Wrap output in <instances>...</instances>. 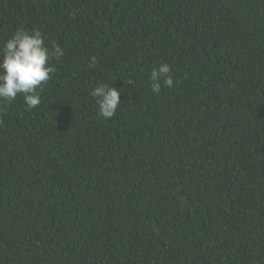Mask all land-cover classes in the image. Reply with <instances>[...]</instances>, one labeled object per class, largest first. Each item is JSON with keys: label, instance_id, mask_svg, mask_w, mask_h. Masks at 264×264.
I'll list each match as a JSON object with an SVG mask.
<instances>
[{"label": "trees", "instance_id": "16d2710c", "mask_svg": "<svg viewBox=\"0 0 264 264\" xmlns=\"http://www.w3.org/2000/svg\"><path fill=\"white\" fill-rule=\"evenodd\" d=\"M19 28L64 55L0 101V264H264V0H0Z\"/></svg>", "mask_w": 264, "mask_h": 264}, {"label": "clouds", "instance_id": "9594fccd", "mask_svg": "<svg viewBox=\"0 0 264 264\" xmlns=\"http://www.w3.org/2000/svg\"><path fill=\"white\" fill-rule=\"evenodd\" d=\"M64 55L63 49L53 45L50 49L39 30L17 29L0 48V101L12 102L22 96L30 109L41 103V92L55 74L56 67L51 63L53 57ZM95 57L92 64H95ZM150 90L158 95L162 86L174 87L172 66L161 63L154 67L150 75ZM98 107V115L105 121L113 118L121 105V91L107 84H99L90 93Z\"/></svg>", "mask_w": 264, "mask_h": 264}]
</instances>
